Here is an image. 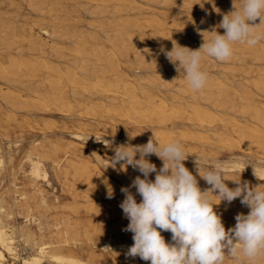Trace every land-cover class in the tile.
I'll use <instances>...</instances> for the list:
<instances>
[{
    "label": "bare ground",
    "instance_id": "obj_1",
    "mask_svg": "<svg viewBox=\"0 0 264 264\" xmlns=\"http://www.w3.org/2000/svg\"><path fill=\"white\" fill-rule=\"evenodd\" d=\"M2 1L0 0V11L3 5L1 3L5 0ZM142 1L143 4L135 5L131 0H24L23 2L35 16L28 17V21L24 19L23 24H19L18 21L15 24L4 22L0 12V104H4L11 115L16 113L48 115L49 118L44 121V128L41 130L47 132L56 128V122L52 120L54 115L60 118L85 119L90 112L96 113L97 119L93 121L95 124L80 122L75 131H70L69 127L62 128L63 133L68 134L71 140L92 143L103 150L108 147L112 149L113 145H143L150 138L162 145L176 141L177 138L186 139L188 135L198 137L194 134L195 132L191 131L192 128L198 133L206 132L218 138L219 145L226 142L228 147L238 149L244 144L245 148L252 149L253 147L264 152V104L259 102V98H264V24L255 29L257 34H261V40L257 45L250 47L246 42H237L233 45L232 57L223 61L227 66L220 67L215 62L217 61L215 58L210 57L209 60L208 56H204L201 67L214 70L219 75L216 77L214 74L209 75L206 86L202 90L194 91L189 86L185 74L178 72L176 67L160 52L161 47L171 50L173 42H176L190 50H198L200 46L197 42L186 38L181 39L183 37L180 38L177 33L184 34L190 31L192 37L200 36L205 40L210 39L212 34L208 32L214 28L217 32L222 30L218 25L223 15L234 11V6L239 10L242 5L238 0H191L200 9H209L198 19L204 23L207 22L208 25L200 26L197 22H191L189 25L188 20L185 21V19L186 24H182V21L178 22L175 19L176 17L161 15L160 11L157 17L150 18L149 15L148 18L129 19L131 17L127 15V12H148L149 10L144 7L145 4L155 0ZM164 1L168 3L170 0ZM164 1H161L162 4ZM171 1L176 2V0ZM78 12H84L90 17L86 27H80L76 22L78 20L74 16ZM186 15L189 14L186 13ZM250 23L258 25L260 20L258 18ZM35 30L38 33H35ZM247 60L249 62H246ZM148 66L158 71H168L167 69L172 67L174 73L168 72L161 76H155V73L154 76L146 75L143 71ZM159 88L166 89V94L157 98L155 94L156 92L160 94ZM250 88L259 95L254 98L251 92L248 93ZM173 91L182 96L186 94L189 99L180 98L173 94ZM235 101L240 103L239 107L242 111L239 113L245 118L244 120L227 117L225 113H222L227 109L236 112L239 107ZM202 103L224 109L211 112ZM14 117L8 118L15 120ZM119 120L125 121L122 131L132 132L131 136L133 135L134 139H125L121 144L114 137ZM245 120L255 122L256 125L247 126ZM185 122L189 130H185ZM215 123L221 126L220 129L215 128ZM182 124L184 128L181 127ZM154 126L157 130L145 133L144 130H150ZM108 130H111L112 137L104 135ZM96 137H102V140L112 143L106 146ZM52 150L57 151L55 148ZM111 152V154L93 153L96 165L92 169L87 166L88 160L78 159L80 166L75 167L74 172L82 181L97 184L96 189L101 195L108 196V189L111 187L113 193L125 197L120 185L128 187L136 176L140 175L141 178L143 176L131 166H128L126 171L121 170L120 164L115 167L107 166V161H110L115 154L114 151ZM153 158L158 159V157L152 154L149 159L159 170L163 162H155ZM26 161L29 163L27 173L34 188L38 181L49 185L48 174L41 160L29 154L26 156ZM3 162L0 156V167L3 166ZM225 163L235 165L239 162ZM254 167L257 177L254 175L253 167L251 175L260 185H263L264 162L259 161ZM247 170V168L243 170L241 182L248 181L253 187V180L244 176ZM191 172L196 176L202 191L211 188L200 177L197 170ZM228 173L229 175L227 174L225 178L229 180L225 183L229 188H235L237 185L231 179H236L239 170L230 167ZM149 178L154 180L155 173H151ZM131 191L133 194L136 193L135 188ZM224 202L219 203L218 201L217 205L220 206ZM97 203L100 202L97 201ZM2 207H0V264H6L7 257L14 261L18 259V256L14 246V230H8L4 224ZM241 209L247 210V214L250 210L246 206ZM229 228H231L230 225ZM20 232L23 234L25 231ZM171 235L164 236L166 243L172 242ZM31 237L26 234V239ZM98 244L101 250L108 245L111 246L112 251L123 252H127L132 246L110 244L109 240L102 236ZM52 245L55 244L33 241L30 249L34 253L21 258V264H42L44 260L52 264H84L73 257L55 253L54 248L64 249V245H67L65 242L57 244V247H52Z\"/></svg>",
    "mask_w": 264,
    "mask_h": 264
},
{
    "label": "rangeland",
    "instance_id": "obj_2",
    "mask_svg": "<svg viewBox=\"0 0 264 264\" xmlns=\"http://www.w3.org/2000/svg\"><path fill=\"white\" fill-rule=\"evenodd\" d=\"M23 1L24 0H5L3 3H1L3 5L0 12L2 13L1 15L4 18V22H13V24H15V22L18 21L19 24H23L25 23V20L28 21V17L35 16ZM131 1L135 5L143 4L142 0ZM161 1L162 0H155L145 4L144 7L149 10L148 12L146 11L143 13H137L132 11L131 13L127 12V15L131 17L129 19H133L135 17L148 18L147 16L149 15V17L152 18L153 16L157 17L160 14H164L173 18L176 17L175 19L178 22L182 21V24H186L185 21L188 20L187 23L189 25H191V22H197L200 26L203 24L206 26L208 25L207 22L204 23L203 21L202 23V20H198L200 19V16L202 17L208 12V8L200 9V7L195 6L191 0H186L188 3L183 0H176V2L170 0L167 3L163 0V4ZM190 1L191 3H189ZM11 2L15 5H13ZM238 2L240 5H242L240 0H238ZM10 5L12 6L10 7ZM184 12L189 15H186ZM4 13L7 15L10 13V15H3ZM11 13L13 14L12 16L14 18H12ZM124 14H126V12ZM74 15L75 14L72 16ZM74 18H76L78 21H76ZM74 18L73 20L78 22L80 27H86L87 23L90 21V17L84 12H78ZM80 21H82L81 24H79ZM224 31L225 30L222 29L221 31H218V33L222 34ZM35 33L38 32L35 30ZM178 35L180 38L183 37L181 39L186 38L192 42H197L200 47L202 45L201 42H204L200 36L192 37L190 31H187L184 34L179 32L177 33V36ZM208 59L210 60V57ZM211 60L213 59L211 58ZM215 62L220 67L227 66L225 62ZM246 62L249 61L247 60ZM151 68L152 67L148 66V68L143 72L146 75L151 76H154L155 74V76H161L168 72L174 73L172 67H169L167 69L168 71H158L154 68ZM201 69L205 71L208 76H213L211 74H214L215 77L219 75L218 72L214 70L205 69L204 67H201ZM158 91L160 94L157 92L155 94L157 95V98L166 94V89L159 88ZM253 92L254 89L252 88L248 90V93L254 96V98L259 95L258 92ZM172 93L180 96V98L185 97L186 99H189V96L186 94L182 96L174 91ZM30 98L33 97L30 96ZM259 100V102L264 104V98H259ZM202 104L204 107L206 106L207 109L209 108L211 112H216V109L217 111L224 109L219 107L215 108L212 107V105L206 103ZM235 104H238V107L240 106L239 102L235 101ZM225 108L227 107L225 106ZM0 109V113H2L0 114V156H2L4 161L3 166L0 167V207L3 206V222L7 226V229L14 230V246L18 256V259L14 261L10 257H7L6 264H21V258L32 255L34 252L31 251L30 245L33 241L38 243L55 244L54 246L65 242L67 245H64V249L58 250L57 248H54L56 250L55 253L66 257H73L84 264H151L150 261H144L139 257H129L126 255L127 252L123 251H112L108 253L102 252L98 244V240L101 236L107 238L110 244L117 243L132 245L134 241L132 239L133 234L131 232H125L122 230L129 224V220L124 217L123 211L119 207L120 203L125 197L113 193V198L109 199L108 196L101 195L98 192L96 189L97 184L95 185L91 181H82L78 174L74 172L75 167L80 166L78 159H84L86 161L88 160L89 165L87 164V166L92 169V167L96 165L95 159L93 158V153H108L109 150L110 152L108 154H111V151H114L115 147H117V145H113L111 146L113 147V150L110 147L106 149L104 148L103 150L92 143L73 141L70 139L68 134L63 133L64 127H69L70 131H75V128L79 126L80 122L86 124H95L93 121L97 119L95 116L97 114L90 112V115L88 114L85 119H80L77 117L60 118L54 115L52 120L56 122V128L51 130V132H47L41 131L44 128V121H47V118H49V116L46 114L16 113L11 115V113L8 111L9 109L4 104H0ZM241 111L242 108L239 107L236 112L229 109L221 112L225 113L227 117L244 120L245 118H243V116L240 114ZM10 116H15V120L8 118ZM23 117L26 119H22ZM17 121H19V125L17 124ZM246 122L248 124L247 126L256 125V123L252 121L247 120ZM124 123L125 121L119 120L116 128L117 133L114 135V137L121 144L125 139L135 138L133 135L131 136L132 132L127 133L122 131ZM177 124L178 123H176V125ZM215 124V128L220 129L221 126L218 123ZM184 125L186 126L185 130H187L189 126L186 124V122ZM184 125L182 124L181 127L184 128ZM28 126L31 127V129ZM154 130H157L156 126L153 128L151 127L150 130L144 131L146 134H148V132ZM191 131L195 132L194 134L198 135V137H191L188 135L186 139L177 138L176 140L181 143L186 156H188L183 163L185 164V167L190 168L189 170L191 171L197 170L195 161L191 159H196V157H203L212 161L219 160L223 162H241L242 160L252 164L253 166L258 164L259 161L264 162V152L258 150L257 148H245L246 145L244 146V144L238 149L235 147L231 148V146L228 147V144L225 141V146L223 143L219 145L218 143L220 142L218 138L212 137L209 134H206V132L198 133L192 128ZM104 135L108 137L113 136L111 134V130H108V132L104 133ZM75 143H77V145ZM52 148L57 149V151H53ZM29 154H31L33 158H39L41 160L44 169L48 174L49 185L43 181H38L35 184V188L34 185H32L27 173L29 170V163L26 161V156ZM137 156H139V154H137ZM261 156L263 158H261ZM153 159L158 163L163 162L160 158ZM252 165H248L246 167L248 172L244 176L253 180V187L259 186L264 188V184L260 185L254 176L251 175ZM238 175L236 178H238ZM242 177L243 174L241 173L240 179H242ZM120 186L121 188L126 187L123 185ZM2 194H4V196ZM134 195L136 196L137 202L139 203L142 198L136 193ZM97 201L100 203H97ZM212 201L214 204H216L213 206L214 211L220 215L226 231L229 229V225L230 227H232V225L233 227L235 226V216L237 214H247V210L241 209L245 206L241 204L240 198L235 199L231 204H228L225 201L220 206L217 205L218 199L212 197ZM44 206H46V208ZM39 228L41 230H39ZM96 228H98V230ZM21 230H24L25 232L21 234ZM79 232L81 233L79 234ZM26 234H29L32 237L30 239H26ZM169 234H171V232H165L161 230V235L163 237L168 236ZM54 246L52 245V247ZM225 251L227 253V250ZM260 258H262V260H259ZM228 261L231 264H237L236 260L232 257H227L224 263L229 264ZM261 261L264 262V255L258 257L254 264H264ZM42 264L52 263L44 260ZM239 264H252V262L248 261L247 258L241 257Z\"/></svg>",
    "mask_w": 264,
    "mask_h": 264
},
{
    "label": "clouds",
    "instance_id": "obj_3",
    "mask_svg": "<svg viewBox=\"0 0 264 264\" xmlns=\"http://www.w3.org/2000/svg\"><path fill=\"white\" fill-rule=\"evenodd\" d=\"M234 9L223 15L218 25L225 30L224 34H219L214 28L208 32L212 34L211 38H203L198 50H190L176 42H173L171 50L160 49L176 70L185 74L194 91L202 90L208 82V74L201 69L204 56L227 61L233 55L235 43L246 42L251 47L261 40V34H257L255 29L264 24V0H242L241 8L237 10L234 6ZM258 18V25L250 23ZM96 139L106 146L112 143L102 140V137ZM114 153L107 166L120 164L124 171L131 166L143 176H136L128 187L121 188L125 198L119 207L129 220L122 230L131 232L134 241L127 250V256L139 257L151 264H224L227 257L234 258L237 264L241 257L254 264L258 257L264 255V188L251 187L248 181L241 182L240 179L243 170L252 164L241 160L229 165L196 157L197 172L211 186L202 191L196 176L183 163L188 156L179 141L161 145L150 138L143 145H119ZM152 154L163 161L159 170L150 162ZM230 167L239 170L238 178L231 179L237 185L235 188H229L225 183L229 180L225 177ZM252 167L257 177L256 168ZM151 173H155L154 180L149 178ZM132 188L142 198L139 203ZM107 195L109 199L113 198L111 187ZM212 197L219 203L226 201L228 204L240 198L241 204L250 211L246 215L237 214L235 226L226 231L220 215L214 211L216 204ZM161 230L171 232V243H166ZM101 251L108 253L112 249L106 245Z\"/></svg>",
    "mask_w": 264,
    "mask_h": 264
}]
</instances>
